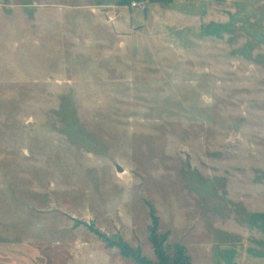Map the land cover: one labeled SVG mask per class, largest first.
<instances>
[{"label": "rangeland", "instance_id": "1", "mask_svg": "<svg viewBox=\"0 0 264 264\" xmlns=\"http://www.w3.org/2000/svg\"><path fill=\"white\" fill-rule=\"evenodd\" d=\"M153 216L264 264V0H0V264L157 263Z\"/></svg>", "mask_w": 264, "mask_h": 264}, {"label": "trees", "instance_id": "2", "mask_svg": "<svg viewBox=\"0 0 264 264\" xmlns=\"http://www.w3.org/2000/svg\"><path fill=\"white\" fill-rule=\"evenodd\" d=\"M125 0H121V3ZM93 232L101 239L107 248H116L123 258L134 264H191V258L183 245L168 243V234L158 232V221L153 216L152 226L149 228L150 244L153 247L157 263L144 257L138 249H133L121 239H110L104 234Z\"/></svg>", "mask_w": 264, "mask_h": 264}, {"label": "water", "instance_id": "3", "mask_svg": "<svg viewBox=\"0 0 264 264\" xmlns=\"http://www.w3.org/2000/svg\"><path fill=\"white\" fill-rule=\"evenodd\" d=\"M116 168L119 173L123 172V170L119 166H116Z\"/></svg>", "mask_w": 264, "mask_h": 264}]
</instances>
